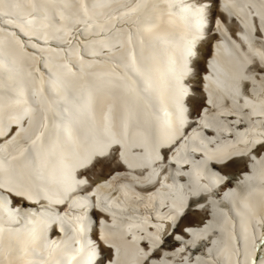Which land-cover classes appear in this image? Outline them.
Instances as JSON below:
<instances>
[{"label":"bare ground","instance_id":"bare-ground-1","mask_svg":"<svg viewBox=\"0 0 264 264\" xmlns=\"http://www.w3.org/2000/svg\"><path fill=\"white\" fill-rule=\"evenodd\" d=\"M199 1L0 0V264H264V0Z\"/></svg>","mask_w":264,"mask_h":264}]
</instances>
